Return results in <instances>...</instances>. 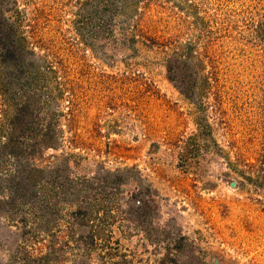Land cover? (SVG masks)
Instances as JSON below:
<instances>
[{"label": "rangeland", "instance_id": "obj_1", "mask_svg": "<svg viewBox=\"0 0 264 264\" xmlns=\"http://www.w3.org/2000/svg\"><path fill=\"white\" fill-rule=\"evenodd\" d=\"M0 14L16 29L0 42V186L35 165L57 203L48 224L29 201L0 206V264H23L28 237L59 250L43 264H264V0H0ZM175 51L189 56L172 79ZM14 121L24 148L46 133L58 148L6 154ZM124 168L89 194L105 224L85 244L72 184Z\"/></svg>", "mask_w": 264, "mask_h": 264}, {"label": "trees", "instance_id": "obj_2", "mask_svg": "<svg viewBox=\"0 0 264 264\" xmlns=\"http://www.w3.org/2000/svg\"><path fill=\"white\" fill-rule=\"evenodd\" d=\"M101 1V0H99ZM107 8V7H106ZM114 17V14L110 13V19ZM3 18H1L0 14V21H2ZM78 22H83L82 20L78 19ZM2 22L5 23L3 20ZM6 24V23H5ZM7 25H10L9 28H4L3 23L0 22V42L2 44L5 43L6 39L8 38H15L16 29H14L13 23H8ZM12 26V27H11ZM108 29L111 28V25H107ZM190 43V42H189ZM24 56V53L22 50H20L18 47H15L13 50H8V53L6 52L3 54L1 62L10 64L12 62L13 64L16 63L17 60H20ZM184 56V57H182ZM189 56V54L184 53H178V51H175L172 57H169L166 60V68L169 74L171 76L170 78H174L173 75H177L184 66L185 58ZM179 78V75L177 76ZM176 77V78H177ZM208 78L205 80L207 81ZM181 85L178 86L179 90L186 96H192V92L195 88V83L189 84V80H186V76L181 79ZM193 98V97H192ZM20 117L22 115H19ZM19 116L16 115L15 119H20ZM23 117H21L22 119ZM20 121V120H19ZM23 123V121H22ZM27 140L26 138H24ZM24 139H22L21 136L18 135L16 132V126L15 121L14 125L11 124L9 127V132L7 135L6 141L2 143V151H4L8 155H12L16 159L21 158V156L26 155L27 153L34 154L36 153V149L42 150V149H48L58 148V137L49 135L48 133L42 135L37 141H32V143L29 145V147L24 148ZM28 148V149H27ZM27 149V150H26ZM28 151V152H25ZM30 166V165H29ZM25 168V167H24ZM130 168H124V169H115L114 171L104 170L102 173L98 172L90 178L82 179V181H78L77 183L74 182L72 184V189L70 191V195L73 197L72 202L74 203L75 208L72 211L71 220H72V226L71 229L73 230L74 226L76 229H79L82 226H85V228L81 231L82 233L87 232L86 238L87 240H84L85 244L92 245L93 243L96 244L97 240H100L103 236V226L105 224V218H101L99 215H94V212L96 213L97 209H93V206H91L92 197L89 196L91 192H97V185L102 184L103 182L109 183L116 181L117 178L120 177V175L124 174L127 171H130ZM44 173V169L37 167L35 165H31L24 171H18L16 177L12 175V178L9 179V182L5 186H0V193L3 191H8L9 196L8 197H0V206H14L16 203H26L29 201L31 203V208L34 210V213H32L34 217H40L44 218L47 221L48 219H51L52 213L55 212L56 208V199H54V196L51 194L50 189H46L48 184L41 185L40 181L42 180L41 175ZM18 176V177H17ZM81 179V178H80ZM71 185V184H70ZM40 188L42 189H38ZM52 186V185H51ZM68 186V185H67ZM53 190L57 189L58 187L52 186ZM66 188H64L65 190ZM40 190V191H39ZM58 192L53 191V194H57ZM92 207V209H91ZM39 228V227H38ZM39 235L45 234L48 236L49 230L46 228L39 229L38 230ZM48 233V234H47ZM73 233V231H71ZM80 233L77 235L79 240H83L85 235ZM31 234L33 236V232L31 230ZM71 235V234H70ZM35 237H28L24 239V247H21V255H22V263L23 264H34L37 262L38 264H43L47 258L48 255L56 254L59 250L56 249L53 246L52 241H44L42 243V246L39 248L32 249L34 242L32 241ZM68 238V237H67ZM46 238H44L45 240ZM32 250V251H31ZM30 251L32 254L34 253H40L34 254L36 256L33 257V261L30 259ZM27 254L29 256H27ZM59 254V253H57ZM36 263V264H37Z\"/></svg>", "mask_w": 264, "mask_h": 264}]
</instances>
